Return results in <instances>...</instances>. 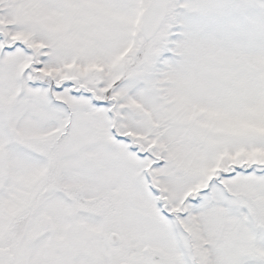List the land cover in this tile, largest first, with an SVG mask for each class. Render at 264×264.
<instances>
[{
    "label": "snow or ice",
    "instance_id": "snow-or-ice-1",
    "mask_svg": "<svg viewBox=\"0 0 264 264\" xmlns=\"http://www.w3.org/2000/svg\"><path fill=\"white\" fill-rule=\"evenodd\" d=\"M0 264H264V0H0Z\"/></svg>",
    "mask_w": 264,
    "mask_h": 264
}]
</instances>
